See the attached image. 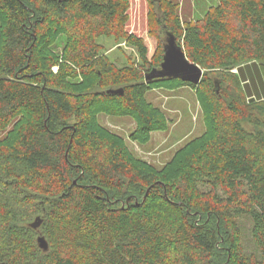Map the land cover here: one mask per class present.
Listing matches in <instances>:
<instances>
[{
	"label": "trees",
	"instance_id": "trees-1",
	"mask_svg": "<svg viewBox=\"0 0 264 264\" xmlns=\"http://www.w3.org/2000/svg\"><path fill=\"white\" fill-rule=\"evenodd\" d=\"M122 12L121 0H0V128L13 136L0 142V264H264V0H224L196 24L155 14L158 31L181 39L190 62L227 72L218 74L227 85L204 75L197 86L157 79L214 98L215 138L173 175L122 159L85 117L100 99L136 117L141 136L159 123L140 82L159 67L164 41L149 63L141 39L125 36L144 61L131 72L115 69L94 42L100 29L114 33ZM60 33L76 43L53 73L48 48ZM92 65L128 87L92 92L76 107L70 80ZM245 117L250 130L239 124ZM242 217L251 220L252 253L240 245Z\"/></svg>",
	"mask_w": 264,
	"mask_h": 264
},
{
	"label": "rangeland",
	"instance_id": "rangeland-1",
	"mask_svg": "<svg viewBox=\"0 0 264 264\" xmlns=\"http://www.w3.org/2000/svg\"><path fill=\"white\" fill-rule=\"evenodd\" d=\"M121 1L123 14L116 23L117 29L110 35L101 34L100 29L99 34L94 37V42L100 45L101 54L115 69L131 72L142 71L144 61L140 58L136 48L126 41L125 36L140 38L146 48L147 61L149 63L158 62V57L162 53L158 48L159 40L164 41L166 35L163 30L158 31L157 24L153 22L155 14L161 18L163 12L173 11L174 16H177L182 25L196 24L202 21L209 11L221 5L224 0ZM90 22L96 25L98 20H90ZM56 26L51 25L52 28ZM177 42L185 51L183 41L179 39ZM74 43L76 42L66 33H60L56 39L51 40L48 54L54 61H58V65H54L51 69L53 73L59 70L60 64H65L64 59L68 58ZM208 66H211L210 63ZM200 68L204 77L212 81L218 79L220 73L227 74L218 68ZM85 69L87 74L88 71L90 72L87 77L78 76L70 80L74 85L70 90L76 95L74 98L76 107L82 103L86 95L92 92H99L106 88L118 90L128 87L127 84L115 82L110 73L97 65ZM94 71L95 73L101 72L102 75L98 77ZM146 74L143 73L144 76ZM228 74L235 75L236 68L230 69ZM220 79L224 83V79ZM226 82L228 81H225V85H227ZM140 83H142L140 93L144 96L147 107L158 113L159 123L148 135H140V123L136 117L118 114L116 108L119 105L108 100H96L95 105L85 113V117H88L91 127L97 130L98 139L105 147L120 149L122 159L129 161L131 159L143 169L149 168L158 174L165 171L167 175L168 173L173 175L171 171L174 165L182 161L196 162V159L204 153V148L215 138L216 123L210 118L213 107L211 101L214 103V98L211 92H206L204 87L193 88L177 81L155 79L146 82L144 79ZM73 121L74 119L70 123ZM239 124L245 130L252 129V124L247 117L240 119ZM11 129V126L6 129L0 128L1 143L12 141ZM251 226L249 217L240 219V245L245 253L256 251V244L251 237Z\"/></svg>",
	"mask_w": 264,
	"mask_h": 264
},
{
	"label": "water",
	"instance_id": "water-1",
	"mask_svg": "<svg viewBox=\"0 0 264 264\" xmlns=\"http://www.w3.org/2000/svg\"><path fill=\"white\" fill-rule=\"evenodd\" d=\"M202 75V69L187 59L184 51L177 44L176 38L172 34H166L163 43L162 61L159 67L151 69L144 76V79L146 82L155 79H177L197 86L201 81ZM216 88H218L217 83ZM107 93L121 95L122 90H109ZM253 100L251 99L250 101L252 102ZM41 224L42 219L36 217L29 226L33 230H38ZM37 245L43 252L48 250V244L42 236L37 238Z\"/></svg>",
	"mask_w": 264,
	"mask_h": 264
}]
</instances>
